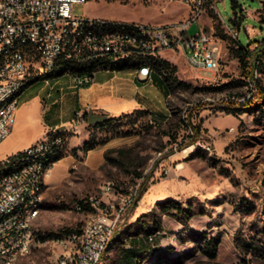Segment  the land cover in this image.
<instances>
[{
    "label": "rangeland",
    "instance_id": "1",
    "mask_svg": "<svg viewBox=\"0 0 264 264\" xmlns=\"http://www.w3.org/2000/svg\"><path fill=\"white\" fill-rule=\"evenodd\" d=\"M238 2L244 15L239 27L232 19L235 12L240 15L241 8L235 11L231 0L218 1L217 10L229 26L239 29V42L245 46L252 44L251 50L254 51L255 41L264 39V23L258 18L264 0ZM73 14L165 24L187 20L190 7L188 0H88L86 4H74ZM220 15L208 9L189 28L191 35L201 31L216 34L220 39L222 65L216 75L197 71L181 54L163 50L158 57L170 63L171 71L167 73L166 82L168 116L160 115L155 120L146 110H138L116 117L115 128H90L89 138L95 141L109 139L118 133L132 134L128 136L131 144L124 146L141 141L139 150L146 159H139L137 164L141 166L138 170L143 172L142 181L147 179L146 188L154 182L151 193L159 194L157 202L175 199L186 206L188 200L197 199L193 201L196 214L187 224L162 215L154 207L155 217L160 219L161 234L147 236L159 234L151 244L156 252L144 264H264V260L250 254L246 246L247 243L264 241V91L246 100H251V105H238L237 116L226 110L235 106L228 103L230 99L245 97L251 87L232 52L236 39ZM173 68L176 71L172 72ZM256 77L264 90V58ZM42 85V81L31 85L28 94L36 92ZM186 120L198 127V141L190 147L180 148L179 144L185 145L195 134ZM170 123L173 132L177 133L175 143L162 134ZM12 152L9 143L0 145V157ZM163 177L167 180H161ZM139 179L124 168L107 165L93 171L79 161L75 162L60 184L47 189L39 235L31 252L23 255L17 264L54 261L73 245L71 236L65 237L64 231L73 228L81 233L91 217L98 215L89 206L79 210V200L95 197L104 198L101 200L103 205L109 201L123 203L125 197L132 196ZM111 183L117 194L103 196L102 189L111 187ZM135 209H131L120 225L100 264H136L128 253L130 245H133V238L140 235L137 231L140 225L145 222L152 225L153 217L146 216L143 220L141 215L135 219ZM49 232L64 237L58 243L57 239L44 242L41 235ZM213 239L219 242L218 252L215 258H210L201 247L207 249V243ZM185 254L190 257L186 259Z\"/></svg>",
    "mask_w": 264,
    "mask_h": 264
},
{
    "label": "built area",
    "instance_id": "2",
    "mask_svg": "<svg viewBox=\"0 0 264 264\" xmlns=\"http://www.w3.org/2000/svg\"><path fill=\"white\" fill-rule=\"evenodd\" d=\"M218 1L188 0L190 15L187 20L151 24L74 15L73 5L86 4L88 0H0V102H4L3 113H0V145L13 132L16 112L20 106V97L16 101H5V94L20 85L21 80L31 82L35 78L47 77L49 67L64 64L66 59L84 61L100 55L109 58L155 55L163 50H171L181 54L195 70L216 75L222 65V49L218 45L220 39L213 33L201 31L191 35L189 28L208 9L220 15L216 6ZM223 20L231 36L238 39L239 29L229 26ZM103 22L135 25V32L126 35L93 34V37H86V29L100 26ZM137 28H145V35H137ZM254 46L257 47L258 43ZM135 70L144 79L152 73L146 66ZM94 74L69 75L73 78L74 87L78 89L89 85ZM249 86L251 92L245 97H239L238 101H246L258 94L256 80H249ZM87 122L88 118L79 112L75 115L73 125ZM61 131L54 129L45 139L0 157L2 168L23 159L24 154H34V162L29 164L27 170L9 174L0 181V264H8V259L13 255L29 249L32 238L27 233L28 217L42 211L30 209V202L42 199V190L46 188V181L55 166L38 169L40 150L48 148L50 152L57 146H64L66 138ZM34 171H41V178H34ZM142 180L136 181L134 193L124 198L123 203L109 201L103 205L101 200L104 198H82L84 204L98 213V220L84 225L81 233L69 235L75 238L74 249L70 250V255H59L55 264H96L101 255V244L115 235L131 209L140 203L143 197ZM115 194L117 191L112 183L110 190L102 189L103 196ZM19 197H28V211L16 209ZM77 208L83 210L84 206L78 202ZM147 240L153 244L155 237H147Z\"/></svg>",
    "mask_w": 264,
    "mask_h": 264
},
{
    "label": "crops",
    "instance_id": "3",
    "mask_svg": "<svg viewBox=\"0 0 264 264\" xmlns=\"http://www.w3.org/2000/svg\"><path fill=\"white\" fill-rule=\"evenodd\" d=\"M42 82L43 85L36 92L28 94L29 88H26L21 94L15 127L2 143H9L13 149L12 153H15L45 139L54 129H62L66 138L64 150L62 158L55 164L51 176L46 181L44 202L47 189L60 184L75 162L79 161L85 168L96 171L105 162L106 150L131 144L130 137H111L105 144L83 153L81 148L89 139L92 126L89 122L74 126L73 120L77 113L93 110L96 114L120 116L146 110L155 120L159 119L160 115L168 116L167 84L155 71H152L149 78L144 79L137 75L136 70L100 69L95 72L89 85L78 89L74 87L73 78L69 74ZM161 180H167V177ZM153 183L147 187L136 207L133 213L135 219L155 207L159 194L151 193L155 188ZM157 232L161 234L160 230L155 233ZM147 236L142 233L134 237L133 245H130L131 250L129 249L128 253L132 257L131 261L136 264H140L142 260L134 258L135 254L147 257L145 262L153 258L156 252L152 250Z\"/></svg>",
    "mask_w": 264,
    "mask_h": 264
},
{
    "label": "trees",
    "instance_id": "4",
    "mask_svg": "<svg viewBox=\"0 0 264 264\" xmlns=\"http://www.w3.org/2000/svg\"><path fill=\"white\" fill-rule=\"evenodd\" d=\"M232 7L236 11L237 8H241V13L238 16V13L235 12V18L232 19L233 24L235 26H240V24L243 21V9L241 5L239 4L238 0H231ZM259 14V20L260 22L264 23V5L263 7L258 10ZM216 37H218L216 34H214ZM235 47L232 49L233 55L238 58L242 72L243 74L251 81L256 80L257 86H258V93L262 94L264 90H262L261 85L258 82V78L256 77L255 72L260 69L261 64L263 63L264 58V39L261 41H256L258 43V46L254 48V51L251 50L252 44H249L247 46L243 45L239 42L238 39L235 40ZM159 54H153V55H135L131 59L127 60L126 62L120 63V62H113L111 58H109L107 55H100L98 57H94L91 59V61L87 62L86 64L82 66H75L72 63H64L61 65V67L58 69V71L52 75H49L47 77H41V78H35L31 82H29L26 86V88L30 87L31 85L44 81L49 79H54L61 77L65 74H84V73H95L100 69H109L113 71H123V70H135L136 68H139L141 66H149L152 71L156 70V73L161 75L165 82L168 81V74L170 71V63L166 60L160 59L158 57ZM70 71V72H69ZM176 71L175 68L172 69V72ZM25 88V89H26ZM264 93V92H263ZM230 104H234L235 106L227 107L226 110L228 113L233 114L234 116L238 115V105L241 106H247L251 105L252 101L248 100L245 103L238 101V97L234 99H230L228 101ZM138 111V110H137ZM149 112V111H147ZM85 117L88 118V113H84ZM99 115H107L105 113H100ZM123 115V114H122ZM121 116V115H120ZM116 117L118 116H110L106 121L92 125L95 129H102V128H115L113 123L116 120ZM185 123L188 125V127L194 132L195 134L191 137V135H188V138L191 137L189 142H187L185 145L183 143L179 144L180 148L188 147L193 144H195L198 141V135H199V129L198 127H193L191 123L188 122V120L185 121ZM173 126L171 123L168 125L167 129H164L162 131V134L164 136H169V140L172 143L177 142V133L173 132ZM61 134L64 135V132L61 131ZM130 133H118L114 137H128L131 136ZM109 139L105 140H93L92 138H89L87 141L84 142L81 151L83 153H87L89 150L105 144ZM141 144L140 140H137L134 144L128 145V146H122L118 148H111L105 151L104 157L105 162L102 165V168L106 167L107 165H111L118 168H124L127 170L129 174H132L135 178L139 179L143 177V172L139 171L141 165H138L137 162L139 159L146 157L141 155V151L139 150V146ZM174 152H171L170 154H173ZM62 158L59 156L57 159V162ZM147 181V179H146ZM146 181L143 182V190L142 193L144 194L147 190L146 188ZM197 199H190L187 201L186 206L180 202L179 200L175 199H165L161 202H157L155 205V208L159 210V212L162 215H168L173 218H176L179 222L183 224H187V222L196 214L194 211V205L193 201ZM79 203L84 206L83 209L87 208L89 205L84 204V201L79 200ZM155 208H153L149 213L143 214L142 219L145 220L146 216L153 217V224L150 225L147 222L142 223L140 227L138 228V234H146L150 235L155 233L156 231H159L160 226V219L155 217ZM203 213V210H201ZM65 237L69 236L73 233H79V230L69 228L65 231ZM64 236H61L59 233L56 232H49L48 234L41 235L42 240H48V239H59L63 238ZM150 237H154L151 235ZM218 244L219 242L215 239L207 243V249L206 246L201 247L202 251L209 256L210 258H215L217 256L218 252ZM247 247H249L250 254L254 255L257 258H260L264 260V241L258 244H252L247 243ZM150 254V253H149ZM190 256L189 254H185V258L188 259ZM134 258H141L140 264L144 262V260L147 258L142 257V254H135ZM176 264H183V262H178Z\"/></svg>",
    "mask_w": 264,
    "mask_h": 264
},
{
    "label": "bare ground",
    "instance_id": "5",
    "mask_svg": "<svg viewBox=\"0 0 264 264\" xmlns=\"http://www.w3.org/2000/svg\"><path fill=\"white\" fill-rule=\"evenodd\" d=\"M128 32H135V25H126V24H122V22H114V23L103 22L100 23V26H91L89 27V29H86V37H93V34L126 35ZM137 35H145V28H137ZM133 56L134 55H124L123 57L111 58V60L113 62L123 63L131 59ZM89 61H91V59H86L84 61L66 59L65 63L68 62L74 64L75 66L83 67V65ZM61 65L63 64H58V66L56 67H49L48 76L56 73L58 69L61 67ZM146 67H148V69H151L148 65ZM84 74H89V73H84ZM28 83L29 80H21L20 85L15 86V88H12L10 91H8V93L5 94V101L18 100V98L21 96ZM3 110H4V102H0V113H3ZM63 150H64V146H57L55 150L50 152H48V148H41L40 159L38 161V169H50L52 165H55L57 163V159L59 158V156H61ZM33 162H34V154H24L23 159L15 161L10 165H5V167L0 168V181H2V179L4 177H7L9 174L27 170L29 164ZM34 178H41V171H34ZM110 188L111 187H107L106 190H110ZM43 204H44V190H42V199L32 200L30 202V209H42ZM16 209H20V211H28V197H19L18 201H16ZM40 215L41 212H38L28 217L27 233H29L30 237L32 238L29 244L28 251L13 255L11 258L8 259V264H17L23 255H26L31 252L32 247L35 243V239L40 232L39 222H38ZM95 220H98V215H94L93 217H91V219L86 223V225L93 223ZM114 236L115 235L111 236L110 238H108L107 241H104L101 244V255H99V259L96 264H100L103 255L105 254ZM70 240L73 242L72 243L73 245L68 247L60 256L70 255V250L74 249L75 238L71 237ZM47 264H55V260Z\"/></svg>",
    "mask_w": 264,
    "mask_h": 264
},
{
    "label": "water",
    "instance_id": "6",
    "mask_svg": "<svg viewBox=\"0 0 264 264\" xmlns=\"http://www.w3.org/2000/svg\"><path fill=\"white\" fill-rule=\"evenodd\" d=\"M87 113H88V122L89 124H92V125L104 122L110 117V115L96 114L93 112V110H89Z\"/></svg>",
    "mask_w": 264,
    "mask_h": 264
}]
</instances>
